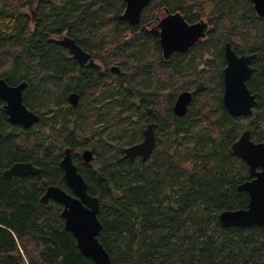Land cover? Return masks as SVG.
<instances>
[{"label":"trees","instance_id":"obj_1","mask_svg":"<svg viewBox=\"0 0 264 264\" xmlns=\"http://www.w3.org/2000/svg\"><path fill=\"white\" fill-rule=\"evenodd\" d=\"M124 4L0 0V77L25 80L22 100L38 114L26 128L10 123L0 99V264H94L64 228L61 203L39 201L50 183L71 192L59 166L65 147L98 198L97 238L111 264H264L259 225L223 226L218 219L248 199L236 184L249 170L231 142L241 128L264 139V17L251 0H150L132 24L118 18ZM166 8L189 22L203 18L207 27L187 51L164 59L157 36L139 25ZM62 34L103 71L73 59L56 41ZM225 41L237 53H255L246 85L256 101L247 116L230 115L222 103ZM183 89L193 97L178 116L172 104ZM72 91L76 104L67 101ZM149 120L153 152L144 161L125 158L123 146L140 139ZM84 147L95 154L90 162L79 154ZM22 160L39 172L3 176Z\"/></svg>","mask_w":264,"mask_h":264},{"label":"water","instance_id":"obj_2","mask_svg":"<svg viewBox=\"0 0 264 264\" xmlns=\"http://www.w3.org/2000/svg\"><path fill=\"white\" fill-rule=\"evenodd\" d=\"M150 0H124V8L118 14V18L129 23L136 24L140 19L141 10ZM255 13L264 17V0H251ZM207 23L203 19L192 22L187 21L178 11L165 9V14L158 18L156 24L150 30L158 35L161 54L167 59L172 51H185L197 39L205 34ZM56 41L69 49L73 58L83 63L88 60L93 64L90 54L78 45L74 39L63 34ZM223 54L225 65L222 68V103L226 111L233 116H247L251 113L255 104V94L249 90L246 80L251 76L254 67L250 65L255 53L237 54L229 42L224 43ZM110 69L118 72L116 64L110 65ZM26 85L25 80L10 84L0 77V99L3 100L2 108L10 123L19 124L26 128L38 119V114L29 109L22 100V90ZM192 100V92L189 89L180 90L172 104V111L178 116L186 113ZM70 104H76L78 93L72 91L67 95ZM155 146V134L153 123L148 122L142 131L139 141L130 143L124 147L123 156L133 159L139 155L141 160H146ZM231 152L244 160L249 170L250 178L236 184L238 190H244L248 199L244 207L224 208L218 213V219L223 226H245L256 224L264 231V139L253 141L247 128L241 130L235 140L231 142ZM81 157L88 162L92 159V151L85 147L81 151ZM62 175L71 188L72 193L60 186L50 183L39 201L48 203L49 199H55L62 205L61 216L63 226L75 237V245L79 252L90 257L94 264H111L108 252L98 240L97 234L101 228V222L97 217L99 201L96 195L87 191V183L78 172L70 154V148L65 147L59 159ZM40 168L30 160L14 161L3 171L5 178L13 175H25L38 173Z\"/></svg>","mask_w":264,"mask_h":264},{"label":"flooded vegetation","instance_id":"obj_3","mask_svg":"<svg viewBox=\"0 0 264 264\" xmlns=\"http://www.w3.org/2000/svg\"><path fill=\"white\" fill-rule=\"evenodd\" d=\"M170 12H171V10H170ZM164 14H165V9L163 10V13L160 14V15L158 14V15L156 16V18H155L153 21H151V22H149V21L144 22L143 24H140L139 27H140V28H144L145 30L151 31L150 28H151L152 26H154V25L156 24L158 18L161 17V16L164 15ZM200 19H203V18H200ZM203 20H205V19H203ZM205 21H206V20H205ZM139 22H140V19H139ZM139 22H138V23H139ZM206 23H207V21H206ZM136 24H137V23H136ZM206 27H207V26H206ZM151 32H152V31H151ZM152 33H153V32H152ZM155 35L157 36V39H158V35H157V34H155ZM73 39H74V38H73ZM197 40H198V39H197ZM197 40H196V41H197ZM74 41H75V40H74ZM75 42H76V41H75ZM225 42H229V41H225ZM225 42H224V43H225ZM76 43H77V42H76ZM77 44H78V43H77ZM229 44H230V46H231V43H230V42H229ZM78 45H79V44H78ZM81 47H82V46H81ZM189 47H190V46H189ZM189 47H188V48H189ZM223 47H224V44H223ZM65 48L69 51V49H68L67 47H65ZM82 48H83V47H82ZM160 48H161V47H160ZM188 48H187L185 51H187ZM231 48L234 50V48H233L232 46H231ZM83 49H84V48H83ZM84 50H85V49H84ZM85 51H87V52L90 54V57H91L92 60H93V64H89V63H88V60L85 61V62H83V63H80V62H78L75 58H73L72 56H71V57H72L73 59H75L79 64H81V65H83V66H93V67H97L98 69H100V72H102V71H103V70H102V66H103L102 63H101L97 58H95V57H94V56H93L88 50H85ZM222 51H223V48H222ZM234 51H235V50H234ZM172 52H174V51H172ZM172 52L170 53V55L172 54ZM180 52H184V51H180ZM235 52H236V51H235ZM222 53H223V52H222ZM236 53H237V52H236ZM69 54H70V52H69ZM237 54H241V53H237ZM70 55H71V54H70ZM170 55H169V56H170ZM223 58H224V65H225V57H224V54H223ZM253 58H254V57H253ZM253 58H252V59H253ZM110 65H112V64H109V65H108V69H109V70H111V69H110ZM116 65H117V64H116ZM250 65L253 66V64H252V60H251V62H250ZM253 67H254V66H253ZM222 68H223V67H222ZM112 71H113V70H112ZM254 71H255V67H254ZM254 71H253V72H254ZM114 72H115V71H114ZM118 72H119V70H118ZM118 72H117V73H118ZM221 72H222V70H221ZM253 72H252V73H253ZM251 75H252V74H251ZM250 77H251V76H250ZM250 77H249V78H250ZM249 78H248V79H249ZM248 79H247V80H248ZM247 80H246V81H247ZM190 91H191V90H190ZM222 91H223V89H222ZM191 92H192V97H193V91H191ZM254 94H255V93H254ZM221 95H222V94H221ZM255 98H256V96H255ZM35 122H36V121H35ZM148 122H152V121L149 120V121L144 122V124H143V126H142V128H141V138H142V131H143V128H144V126H145ZM152 123H153V128H154V122H152ZM249 131H250V130H249ZM154 134H155V128H154ZM155 137H156V136H155ZM141 138H140V139H141ZM250 138H251V137H250ZM140 139H138L137 141H139ZM251 139H252V138H251ZM252 140H253V139H252ZM262 140H263V139H262ZM155 141H156V138H155ZM253 141H255V140H253ZM256 141H260V140H256ZM135 142H136V141H135ZM126 145H128V144H126ZM126 145L123 146V154H124V147H125ZM69 148H70V147H69ZM84 148H85V147H84ZM88 148H89V147H88ZM89 149L92 151V159L90 160V161H92V160H93V157H94L95 154H94V152H93V150H92L91 148H89ZM152 152H153V150H152ZM152 152H151V153H152ZM151 153H150V155H151ZM70 154H71V150H70ZM150 155H149V156H150ZM80 156H81V154H80ZM71 158H72V156H71ZM81 158H82V157H81ZM134 159H141V158H140L139 155H136V156L134 157ZM82 160H83V159H82ZM72 161H73V159H72ZM83 161H84V160H83ZM90 161H88V162H90ZM73 162H74V161H73ZM84 162H86V161H84ZM74 164H75V163H74ZM34 165H35V164H34ZM75 165H76V164H75ZM76 166H77V165H76ZM27 174H28V173H27ZM100 176L102 177L103 175H102V174H100V175L98 174V177H100ZM249 178H250V176H249ZM66 184H67V183H66ZM67 186H68V185H67ZM68 187H69V186H68ZM69 189L71 190L70 187H69ZM64 190H65V189H64ZM67 192H68V191H67ZM69 193H72V191L69 192Z\"/></svg>","mask_w":264,"mask_h":264},{"label":"rangeland","instance_id":"obj_4","mask_svg":"<svg viewBox=\"0 0 264 264\" xmlns=\"http://www.w3.org/2000/svg\"><path fill=\"white\" fill-rule=\"evenodd\" d=\"M246 119H247L246 117H242V118H241V123H240V124H241V125L245 124ZM242 129H243V128L239 129L238 134L241 132ZM238 134H237V135H238ZM81 151H82V149L79 150V154H81Z\"/></svg>","mask_w":264,"mask_h":264},{"label":"bare ground","instance_id":"obj_5","mask_svg":"<svg viewBox=\"0 0 264 264\" xmlns=\"http://www.w3.org/2000/svg\"><path fill=\"white\" fill-rule=\"evenodd\" d=\"M63 35V34H62ZM62 35H60L59 37H61Z\"/></svg>","mask_w":264,"mask_h":264}]
</instances>
